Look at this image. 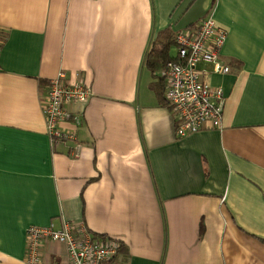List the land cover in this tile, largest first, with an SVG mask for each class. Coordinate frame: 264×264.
I'll return each mask as SVG.
<instances>
[{"label": "crops", "instance_id": "1", "mask_svg": "<svg viewBox=\"0 0 264 264\" xmlns=\"http://www.w3.org/2000/svg\"><path fill=\"white\" fill-rule=\"evenodd\" d=\"M207 15L228 33L232 72L210 78L224 124L180 138L144 63ZM60 73L93 92L67 144L41 107ZM66 224L123 245L125 264H264V0H0V264H27L29 227Z\"/></svg>", "mask_w": 264, "mask_h": 264}, {"label": "built area", "instance_id": "2", "mask_svg": "<svg viewBox=\"0 0 264 264\" xmlns=\"http://www.w3.org/2000/svg\"><path fill=\"white\" fill-rule=\"evenodd\" d=\"M227 31L215 23L212 15L203 17L189 31L176 36L178 57L167 62L162 75L167 82L166 99L177 120V135L182 138L206 129L219 128L225 115L226 92L214 87L213 75L231 74L230 65L222 62L221 51ZM66 73L51 80L41 106L53 142H76L81 119L74 114V104H87L92 89L84 82H71ZM60 124L70 129L60 128ZM27 264L43 261L46 242L61 244L65 249L64 264H112L120 246L111 239H101L84 224H66L57 230L31 226L26 231Z\"/></svg>", "mask_w": 264, "mask_h": 264}, {"label": "trees", "instance_id": "3", "mask_svg": "<svg viewBox=\"0 0 264 264\" xmlns=\"http://www.w3.org/2000/svg\"><path fill=\"white\" fill-rule=\"evenodd\" d=\"M174 44L177 45L176 37H171L170 34L166 32L159 35L157 40L151 44L148 50L144 64H146L149 71L153 74L152 77L159 80V82L162 81L160 76H158L159 72L165 68L167 62L174 60V58H171L170 55V50ZM163 102L167 105L165 100ZM125 251L126 248L120 244L119 255L112 264H125Z\"/></svg>", "mask_w": 264, "mask_h": 264}, {"label": "bare ground", "instance_id": "4", "mask_svg": "<svg viewBox=\"0 0 264 264\" xmlns=\"http://www.w3.org/2000/svg\"><path fill=\"white\" fill-rule=\"evenodd\" d=\"M177 49H178V47H177ZM176 49V50H177ZM177 57H178V50H177V55H176V57L174 58V60H176L177 59ZM174 60H172V61H174ZM171 61V62H172ZM170 62V61H169ZM165 88H167V82H166V80H165ZM164 88V89H165ZM164 100H165V102L167 103V105L169 106V108L171 109V111H172V107L170 106V104H169V102H167V99H166V89H165V91H164ZM78 104H80V103H78ZM88 104V103H87ZM80 105H83V104H80ZM84 105H86V104H84ZM74 107V106H73ZM73 107H72V110H73V112H74V114L75 115H77L78 116V118H80L81 119V125H82V122H83V120H82V118L79 116V114L73 109ZM172 113H173V111H172ZM173 116L175 117V115L173 114ZM45 117V116H44ZM176 119V118H175ZM45 120V119H44ZM176 122H177V120H176ZM222 124H224V116H223V118H222V123L220 124L221 126L219 127V128H216V129H206V130H203V131H201V132H204V131H210V130H219V129H222L223 128V125ZM63 125V124H62ZM61 125V126H62ZM64 125H66V124H64ZM61 128V127H60ZM62 129H64V128H62ZM78 131V130H77ZM201 132H199V133H201ZM78 134H79V131H78ZM77 138H78V135H77ZM54 144H56L55 142H53ZM59 143V142H58ZM60 143H62V142H60ZM59 143V144H60ZM67 143H72V142H66L65 144H67ZM34 227H36V228H45V227H38V226H34Z\"/></svg>", "mask_w": 264, "mask_h": 264}, {"label": "rangeland", "instance_id": "5", "mask_svg": "<svg viewBox=\"0 0 264 264\" xmlns=\"http://www.w3.org/2000/svg\"><path fill=\"white\" fill-rule=\"evenodd\" d=\"M172 53L174 54V55H176L177 54V50H175V48L174 49H172Z\"/></svg>", "mask_w": 264, "mask_h": 264}]
</instances>
